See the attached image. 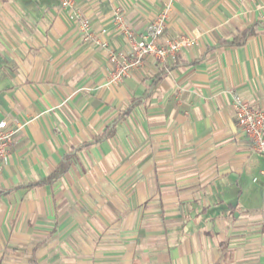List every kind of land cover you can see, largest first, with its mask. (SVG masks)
I'll return each instance as SVG.
<instances>
[{
  "label": "crops",
  "instance_id": "1",
  "mask_svg": "<svg viewBox=\"0 0 264 264\" xmlns=\"http://www.w3.org/2000/svg\"><path fill=\"white\" fill-rule=\"evenodd\" d=\"M164 1L75 0L100 46L57 0H0V120L21 126L0 170V264H264V157L231 105L264 109V0H175L162 41L191 43L106 85L108 48L128 50L114 8L140 35Z\"/></svg>",
  "mask_w": 264,
  "mask_h": 264
},
{
  "label": "built area",
  "instance_id": "2",
  "mask_svg": "<svg viewBox=\"0 0 264 264\" xmlns=\"http://www.w3.org/2000/svg\"><path fill=\"white\" fill-rule=\"evenodd\" d=\"M57 1L62 9L67 10L68 19L83 34L85 41L106 46L105 40L100 37L107 33L106 28H102L96 34L93 31L91 21L75 9V0ZM174 1L165 0L161 11L157 13L140 35H137L128 25L122 7L117 6L114 8L112 23L126 40L128 50L117 51L108 48L106 85L122 83L132 71L139 70L149 58L164 63L175 56L181 47L191 43L192 40L185 35L178 38H166L162 41ZM231 105L238 129L252 141L254 151L264 157V109L252 106L236 93L232 95ZM20 127V125L16 127L9 125L6 120H0V170L9 155V147L13 137Z\"/></svg>",
  "mask_w": 264,
  "mask_h": 264
},
{
  "label": "trees",
  "instance_id": "3",
  "mask_svg": "<svg viewBox=\"0 0 264 264\" xmlns=\"http://www.w3.org/2000/svg\"><path fill=\"white\" fill-rule=\"evenodd\" d=\"M257 24L258 23H253L250 26H247L241 30L235 31L234 34L232 35V37L229 39H220L218 41L217 46H221V45L240 46V45H243L250 36L257 34V32H258ZM213 48L214 47H211V49H213ZM196 62H199V61H192L191 63H196ZM130 108L131 107L127 108L123 114H125L128 110H130ZM110 135H111V131L107 129L104 131L102 136L95 138V140L83 143L79 147H76L74 149H70L68 152H66L64 154V156L61 159V161L59 162V164L55 167V169L47 177H44V178L38 179L36 181L30 182V183L26 184L25 187L39 186V185H43L45 183L52 182V181L58 179L63 173H65L68 170V168L71 164L72 157L74 156V153L78 148L83 147V146H87V145L94 143V142H97L102 137H108Z\"/></svg>",
  "mask_w": 264,
  "mask_h": 264
}]
</instances>
